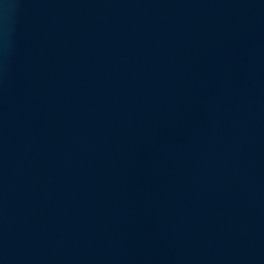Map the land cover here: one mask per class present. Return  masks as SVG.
I'll return each mask as SVG.
<instances>
[{"label":"water","instance_id":"obj_1","mask_svg":"<svg viewBox=\"0 0 264 264\" xmlns=\"http://www.w3.org/2000/svg\"><path fill=\"white\" fill-rule=\"evenodd\" d=\"M0 264H264V0H0Z\"/></svg>","mask_w":264,"mask_h":264}]
</instances>
